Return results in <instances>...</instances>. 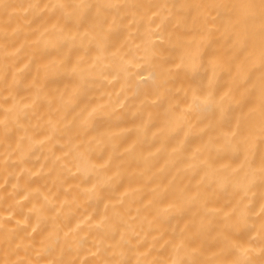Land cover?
<instances>
[{"label":"bare ground","instance_id":"obj_1","mask_svg":"<svg viewBox=\"0 0 264 264\" xmlns=\"http://www.w3.org/2000/svg\"><path fill=\"white\" fill-rule=\"evenodd\" d=\"M0 264H264V0H0Z\"/></svg>","mask_w":264,"mask_h":264}]
</instances>
